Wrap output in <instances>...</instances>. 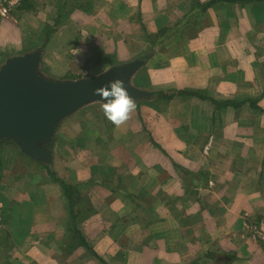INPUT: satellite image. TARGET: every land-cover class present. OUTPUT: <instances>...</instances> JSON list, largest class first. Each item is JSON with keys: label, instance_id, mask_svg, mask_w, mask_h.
<instances>
[{"label": "crops", "instance_id": "0c3cea01", "mask_svg": "<svg viewBox=\"0 0 264 264\" xmlns=\"http://www.w3.org/2000/svg\"><path fill=\"white\" fill-rule=\"evenodd\" d=\"M34 1L31 31L23 16H0V66L31 40L51 79L141 58L130 83L151 96L120 126L101 100L56 126L49 172L82 193L86 216L74 225L91 249L70 239L67 201L43 163L0 143L5 163L14 153L33 165L0 183V264H264V241L248 228L264 218L262 2Z\"/></svg>", "mask_w": 264, "mask_h": 264}, {"label": "water", "instance_id": "95a60500", "mask_svg": "<svg viewBox=\"0 0 264 264\" xmlns=\"http://www.w3.org/2000/svg\"><path fill=\"white\" fill-rule=\"evenodd\" d=\"M42 50L16 54L0 66V143L13 141L29 158L51 164L49 145L59 122L85 103L101 100L95 89L109 80L125 81L135 99L149 98L150 92L130 83L145 61L135 58L111 66L92 78L56 80L38 71Z\"/></svg>", "mask_w": 264, "mask_h": 264}, {"label": "rangeland", "instance_id": "374dc122", "mask_svg": "<svg viewBox=\"0 0 264 264\" xmlns=\"http://www.w3.org/2000/svg\"><path fill=\"white\" fill-rule=\"evenodd\" d=\"M218 2H224V1H221V0H218ZM205 3V2H204ZM38 3L35 2L34 0H26L25 2V7L24 9H18L19 11H17V13H14L13 12L9 15L10 18L14 19L16 14L19 15V17H21V20H22V16H23V20L21 21L24 22V21H27V28H30L29 30H33L35 29L36 27H39L40 25L38 24V6H36ZM233 4H237L239 7H242L243 5L247 4L245 2H242V1H238V0H234ZM261 6L263 7L264 6V0L262 1L261 3ZM27 15V16H26ZM204 15V14H203ZM26 16V17H25ZM62 18H64L62 15H61ZM38 19V20H37ZM201 23H205L204 21H201ZM49 25V28L47 29H50L52 31V33L54 32H58L59 30H56V26L57 24H53L51 25L50 23H47ZM61 25V24H60ZM61 28H63L62 26H60ZM188 27H190L191 29H195L193 25H188ZM63 30V29H62ZM61 32V31H60ZM59 32V33H60ZM40 42L41 41H34V40H31V43L30 45L28 46V50L32 51L34 49H36L38 47V45H40ZM25 52L24 50H20V52L18 53H23ZM66 53V51H65ZM57 66H59V69L62 70L64 69V65L63 63H59L57 64ZM62 68V69H61ZM42 73H43V70L41 68L40 70ZM82 74H76L75 77H80ZM43 76L47 77L46 75L43 74ZM48 78V77H47ZM65 78V77H64ZM74 79H79V78H74ZM56 80H59V79H56ZM60 80H67V79H60ZM4 141H8V140H4ZM12 145V148L13 150L17 151L18 150V147L16 146V144H11ZM17 149V150H16ZM20 152V150H18ZM7 156V152H6V148L5 147H0V183L3 182L5 180V178L9 177L8 175H11V174H18V175H26L27 171L25 172V168H32L33 169V165L32 167H30L29 165L25 164L24 162H19L16 158V155L13 153L11 154V157L10 159L8 160V164L5 163V159L3 157H6ZM29 158V157H28ZM31 159V158H30ZM33 160V159H32ZM19 162V163H18ZM41 174L42 175H45L47 174L48 177H50V175L48 174V170L47 168H49V166L47 164H42L41 166ZM37 169V168H36ZM35 170V169H34ZM30 171H33V170H30ZM34 172V171H33ZM38 176V174L36 175ZM37 178V177H36ZM51 178V177H50ZM30 182H31V179H29ZM76 187V186H75ZM77 188V187H76ZM75 188V189H76ZM78 189V188H77ZM80 191V190H79ZM82 196V194L80 195ZM83 197V196H82ZM77 199H80V197H77ZM2 196L0 194V210L2 209L3 207V204H2Z\"/></svg>", "mask_w": 264, "mask_h": 264}, {"label": "clouds", "instance_id": "9594fccd", "mask_svg": "<svg viewBox=\"0 0 264 264\" xmlns=\"http://www.w3.org/2000/svg\"><path fill=\"white\" fill-rule=\"evenodd\" d=\"M95 93L103 100L101 108L105 117L116 126L128 120L130 113L137 107L135 99L128 92L125 81L120 78L109 80L96 88Z\"/></svg>", "mask_w": 264, "mask_h": 264}, {"label": "trees", "instance_id": "16d2710c", "mask_svg": "<svg viewBox=\"0 0 264 264\" xmlns=\"http://www.w3.org/2000/svg\"><path fill=\"white\" fill-rule=\"evenodd\" d=\"M218 1V0H216ZM221 1H231V2H234V0H221ZM238 1H242V2H245V3H250V2H255L257 4H259V2H262L263 0H238ZM25 2L26 0H22L21 2V5H20V9H24L25 7ZM59 15V18H60V14ZM58 20V19H57ZM59 22H55V24H58ZM144 58H146V56H144ZM153 95H157V96H168L166 93H164L163 91L159 90V91H156V92H153L152 93ZM188 95H192V96H197L199 98H202V99H205L206 97L204 95H200V94H197V93H188ZM211 101L217 106V107H226L228 105H232L234 104L233 101H230V100H225V101H214L211 99ZM47 172L48 174L50 175L51 179L55 182H58L60 187H61V190L63 192V196L65 197L66 201H67V207H68V210H69V217H70V220H71V224H78V221L81 217H85L86 216V213H85V208H86V202L85 200H83V197L80 196L82 193L79 191V189H77L74 185H69L67 183H65L64 181H62L59 177H57V175L53 172H49V168H47ZM76 188V189H75ZM77 197H80V199H77ZM77 207H81L83 209V212L84 213H81L79 210H76ZM83 215V216H81ZM72 227V230H71V233H70V239L73 238V239H76L78 240L83 246L91 249L87 242L85 241V239L83 238L82 234L80 233V231H78L76 229V227ZM93 252V251H92ZM94 255H96L95 253H93Z\"/></svg>", "mask_w": 264, "mask_h": 264}, {"label": "built area", "instance_id": "2783aa9c", "mask_svg": "<svg viewBox=\"0 0 264 264\" xmlns=\"http://www.w3.org/2000/svg\"><path fill=\"white\" fill-rule=\"evenodd\" d=\"M21 2L22 0H0V16L8 17L20 7ZM248 228L253 239L264 241V218L250 219Z\"/></svg>", "mask_w": 264, "mask_h": 264}]
</instances>
